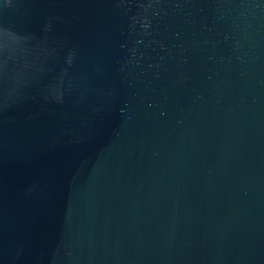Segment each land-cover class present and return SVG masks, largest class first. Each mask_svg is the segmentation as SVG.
<instances>
[{"label": "water", "instance_id": "water-1", "mask_svg": "<svg viewBox=\"0 0 264 264\" xmlns=\"http://www.w3.org/2000/svg\"><path fill=\"white\" fill-rule=\"evenodd\" d=\"M0 264H264V0H0Z\"/></svg>", "mask_w": 264, "mask_h": 264}]
</instances>
